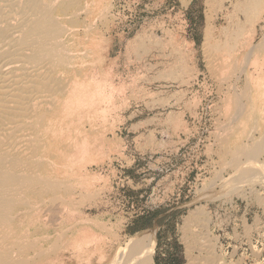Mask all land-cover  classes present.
<instances>
[{"label": "rangeland", "instance_id": "1", "mask_svg": "<svg viewBox=\"0 0 264 264\" xmlns=\"http://www.w3.org/2000/svg\"><path fill=\"white\" fill-rule=\"evenodd\" d=\"M243 1H80L82 21H65L62 38L81 97L40 111L45 172L61 188L33 197L35 212L18 207V222L43 223L52 240L64 234L65 248L37 264H116L120 255L128 264L142 229L156 245L141 264H264V51L242 71L228 60L213 67L205 43L207 13L213 40L225 38L245 21ZM262 10L254 43L264 39ZM98 85L102 103H85ZM243 112L246 122L232 125ZM81 218L98 226H76Z\"/></svg>", "mask_w": 264, "mask_h": 264}, {"label": "bare ground", "instance_id": "2", "mask_svg": "<svg viewBox=\"0 0 264 264\" xmlns=\"http://www.w3.org/2000/svg\"><path fill=\"white\" fill-rule=\"evenodd\" d=\"M80 1L0 0V264H37L50 258L61 247L64 234L52 240L43 223L36 221L34 224H23L18 222L17 218L20 204L29 206L26 213L35 212L32 211L36 206L32 202L33 197L38 196L40 201L47 200L46 196L60 186L58 181L48 177L45 172L49 162L43 154L45 145L41 137L43 126L47 127L49 118L46 120L40 111L53 101L61 102L65 98H72L73 102L77 103L81 97V71L77 68L75 77L67 79L66 74L74 64L70 65L65 58L66 45L62 38L69 29L66 28L65 21H82L80 14L83 8ZM263 6L264 0L241 2L238 7L244 14L245 21L240 23V27L237 25L235 30H227V37L214 40L213 16L210 12L207 13L205 43L208 42L207 45L212 47L210 63L213 67H218L219 64L225 66L228 60V67L234 66L245 71L250 64L253 66L257 63L256 56L264 51V39L259 43L252 40ZM104 14L102 11L101 15ZM242 47L247 51L243 59L234 57L237 49ZM182 56L184 57V54ZM107 83L112 84V80H107ZM255 85L257 86V83ZM106 92L103 93L98 85L85 103L94 101L98 95L100 100L95 102L101 104V96L105 97ZM247 110L250 112L251 109L247 107ZM240 114V121L237 119L232 124L235 127L241 122L245 123L249 117V113ZM67 207L66 205L63 210H67ZM82 219L77 220L76 226H81L82 222L93 227L98 224L97 222L94 225L90 220L86 222ZM155 245L156 238L152 230L137 231L127 244L130 252H125V256L131 257L127 263L141 264L144 258L152 260ZM62 247L65 248V245ZM120 256L122 257L119 261L124 257ZM119 261L116 264H119Z\"/></svg>", "mask_w": 264, "mask_h": 264}, {"label": "crops", "instance_id": "3", "mask_svg": "<svg viewBox=\"0 0 264 264\" xmlns=\"http://www.w3.org/2000/svg\"><path fill=\"white\" fill-rule=\"evenodd\" d=\"M161 263V262H160Z\"/></svg>", "mask_w": 264, "mask_h": 264}]
</instances>
